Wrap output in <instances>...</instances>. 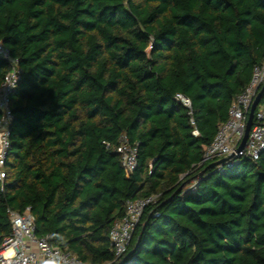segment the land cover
Returning a JSON list of instances; mask_svg holds the SVG:
<instances>
[{
    "label": "trees",
    "instance_id": "1",
    "mask_svg": "<svg viewBox=\"0 0 264 264\" xmlns=\"http://www.w3.org/2000/svg\"><path fill=\"white\" fill-rule=\"evenodd\" d=\"M0 42L22 72L0 249L30 209L82 264H264V153L203 163L264 61V0H0ZM10 69L0 58V88ZM151 197L117 259L111 230Z\"/></svg>",
    "mask_w": 264,
    "mask_h": 264
},
{
    "label": "built area",
    "instance_id": "2",
    "mask_svg": "<svg viewBox=\"0 0 264 264\" xmlns=\"http://www.w3.org/2000/svg\"><path fill=\"white\" fill-rule=\"evenodd\" d=\"M0 58L10 64V72L0 88V181L6 179L5 164L8 158L10 128L14 119L11 110V96L22 80L19 61L11 51L0 42ZM264 86V61L255 68L253 78L245 91L234 101L228 120L221 124L213 143L206 149L203 163L223 161V166L232 167L240 159L259 161L264 153V98L255 113L254 126L250 132L246 147L238 152L245 137L251 107ZM176 100L187 108L191 102L183 95H176ZM198 136L199 133H193ZM117 153L122 166L128 173H133L138 164V148L129 144L123 136ZM157 197L128 201L124 218L116 223L110 233L111 246L117 259L126 255L133 234L145 209L155 203ZM12 234L6 238L0 249V264H46L47 261H62V264H82L68 251L51 246L48 238L36 235L35 219L31 210L24 213H11Z\"/></svg>",
    "mask_w": 264,
    "mask_h": 264
},
{
    "label": "water",
    "instance_id": "3",
    "mask_svg": "<svg viewBox=\"0 0 264 264\" xmlns=\"http://www.w3.org/2000/svg\"><path fill=\"white\" fill-rule=\"evenodd\" d=\"M264 98V86L261 88V90L259 91L252 107H251V111L249 114V120H248V124H247V129H246V133H245V137L243 139L242 145L240 146V148L238 149V152H241L245 149L246 147V143L248 141L250 132L254 126V118H255V113L256 110L258 109L259 105L261 104L262 100Z\"/></svg>",
    "mask_w": 264,
    "mask_h": 264
},
{
    "label": "clouds",
    "instance_id": "4",
    "mask_svg": "<svg viewBox=\"0 0 264 264\" xmlns=\"http://www.w3.org/2000/svg\"><path fill=\"white\" fill-rule=\"evenodd\" d=\"M46 264H62V261H47Z\"/></svg>",
    "mask_w": 264,
    "mask_h": 264
}]
</instances>
